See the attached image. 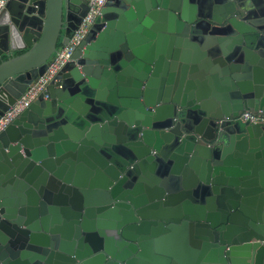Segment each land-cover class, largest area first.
Returning <instances> with one entry per match:
<instances>
[{
  "label": "water",
  "instance_id": "obj_1",
  "mask_svg": "<svg viewBox=\"0 0 264 264\" xmlns=\"http://www.w3.org/2000/svg\"><path fill=\"white\" fill-rule=\"evenodd\" d=\"M89 0H8L0 116ZM264 0H106L0 131V264H264Z\"/></svg>",
  "mask_w": 264,
  "mask_h": 264
},
{
  "label": "built area",
  "instance_id": "obj_2",
  "mask_svg": "<svg viewBox=\"0 0 264 264\" xmlns=\"http://www.w3.org/2000/svg\"><path fill=\"white\" fill-rule=\"evenodd\" d=\"M7 1L8 0H0V11L4 8ZM105 1L106 0H89L88 9L85 15L81 18V21L74 29L71 37L68 38V41L63 45H60L57 51L48 60L47 67L43 74L40 75L37 80L31 82L24 93H22L0 116V131L10 124L11 121L32 101H34L38 94L55 79L58 70L70 58L73 51L85 37L95 18L100 14V10ZM232 118L240 119L243 122L264 123V112L260 110H244ZM260 242L264 243V238Z\"/></svg>",
  "mask_w": 264,
  "mask_h": 264
}]
</instances>
